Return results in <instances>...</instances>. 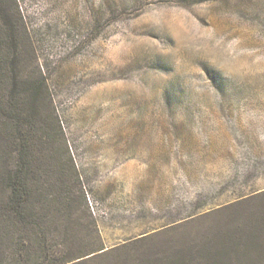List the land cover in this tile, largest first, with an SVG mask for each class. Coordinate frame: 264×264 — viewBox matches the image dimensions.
<instances>
[{
    "label": "rangeland",
    "instance_id": "374dc122",
    "mask_svg": "<svg viewBox=\"0 0 264 264\" xmlns=\"http://www.w3.org/2000/svg\"><path fill=\"white\" fill-rule=\"evenodd\" d=\"M18 2L80 168L102 149L99 140L152 137L160 124L223 123L230 107L264 115V0ZM258 136L246 155L244 199L217 195L195 217L150 210L142 227L131 218L105 221L102 238L112 254L101 262L208 264L221 246L263 244L264 134ZM173 221L183 222L167 227Z\"/></svg>",
    "mask_w": 264,
    "mask_h": 264
},
{
    "label": "trees",
    "instance_id": "16d2710c",
    "mask_svg": "<svg viewBox=\"0 0 264 264\" xmlns=\"http://www.w3.org/2000/svg\"><path fill=\"white\" fill-rule=\"evenodd\" d=\"M37 62L18 0H0V264H104L112 253ZM221 247L208 264H264V243Z\"/></svg>",
    "mask_w": 264,
    "mask_h": 264
},
{
    "label": "crops",
    "instance_id": "0c3cea01",
    "mask_svg": "<svg viewBox=\"0 0 264 264\" xmlns=\"http://www.w3.org/2000/svg\"><path fill=\"white\" fill-rule=\"evenodd\" d=\"M256 109L255 114L225 108L223 123L160 124L152 137L97 141L102 149L87 154L78 167L99 206L100 230L110 219L131 218L134 225L145 226L143 214L150 210L168 211L170 219L200 216L217 195L244 199L249 190L246 155L258 145L259 131L264 134V115Z\"/></svg>",
    "mask_w": 264,
    "mask_h": 264
},
{
    "label": "built area",
    "instance_id": "2783aa9c",
    "mask_svg": "<svg viewBox=\"0 0 264 264\" xmlns=\"http://www.w3.org/2000/svg\"><path fill=\"white\" fill-rule=\"evenodd\" d=\"M92 207H93V205H92ZM93 210H94V213L96 214V211H95L94 207H93Z\"/></svg>",
    "mask_w": 264,
    "mask_h": 264
}]
</instances>
